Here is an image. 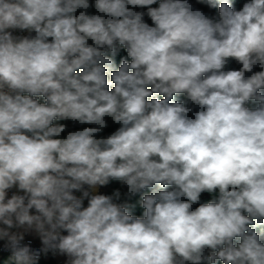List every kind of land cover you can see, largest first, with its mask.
<instances>
[{
    "label": "clouds",
    "instance_id": "obj_1",
    "mask_svg": "<svg viewBox=\"0 0 264 264\" xmlns=\"http://www.w3.org/2000/svg\"><path fill=\"white\" fill-rule=\"evenodd\" d=\"M154 4L0 0V240L15 264L49 251L66 264H264V0H220L217 17ZM117 45L130 58L118 69ZM106 117L120 127L97 138ZM54 120L95 126L61 138ZM112 180L127 191L92 194ZM145 189L143 216L130 214ZM32 231L39 250L22 243Z\"/></svg>",
    "mask_w": 264,
    "mask_h": 264
},
{
    "label": "trees",
    "instance_id": "obj_2",
    "mask_svg": "<svg viewBox=\"0 0 264 264\" xmlns=\"http://www.w3.org/2000/svg\"><path fill=\"white\" fill-rule=\"evenodd\" d=\"M190 3L193 4L194 7L199 8L200 10L204 11L206 15H209L210 17H217L219 14V2L220 0H215L216 7L212 8L209 7V0H189ZM246 0H229V3H231L234 7L239 9L242 7L243 3H245ZM89 3L94 5V0H89ZM159 0H157V4L152 5L151 7H158ZM135 10L137 11H143L145 13L144 20L147 22L149 25H151V19L147 16V8H136ZM79 12V10H78ZM87 12L89 15H95L98 14L96 12V9L94 7H90L87 9ZM78 14V13H77ZM91 43V41H89ZM112 60H113V67L118 69L120 66V63L122 60H129L130 58L127 56L126 50H124L121 46L117 45V50L116 53L113 54L111 51H108L106 53ZM241 67L240 64H238L234 59H229L228 64L226 65V69H239ZM253 71H260V69L254 68ZM246 75H251V73H246ZM111 79L109 75V80ZM159 99H162V97H157ZM174 100L177 102H185V97L183 95H177L174 97ZM39 102L40 103H45V100L43 97H39ZM255 105L250 104L249 107H254ZM191 115V114H190ZM106 122H107V127L104 128L97 136V138L100 137H107L114 133L120 125L114 123L110 117H106ZM54 125L57 124H64L66 125L65 132L61 133V138H64L67 136L69 132L73 131H80L83 130L85 127H94L95 125H88V124H80L78 121H72V120H54L53 121ZM109 190L111 193H113L115 190L119 189L121 193L123 194L124 192L127 191L126 187L122 185L120 181L117 180H112L108 184ZM155 190H161L160 186L157 185L155 187ZM170 190V189H169ZM153 191V189H145L142 193L137 194L136 196L132 197L127 201L129 204V212L132 215L142 217L144 214V209L141 207V199L144 194H150ZM218 190L214 193H202L201 194V203H208L212 202L218 199ZM198 205H195L196 207ZM258 231H264V227L259 228ZM0 260L4 261V264H15L13 260L10 259L9 254H3L0 256ZM37 264H53L52 260H46V259H40L37 260ZM204 264H209V262L206 260ZM217 264H222V261H217Z\"/></svg>",
    "mask_w": 264,
    "mask_h": 264
},
{
    "label": "built area",
    "instance_id": "obj_3",
    "mask_svg": "<svg viewBox=\"0 0 264 264\" xmlns=\"http://www.w3.org/2000/svg\"><path fill=\"white\" fill-rule=\"evenodd\" d=\"M10 31H12V34L14 36H17V37H25V36L34 35V33H29L27 30L15 29V30H10ZM85 188H87V186H85ZM13 194L23 195L24 193L22 191H19L17 188L14 187V188L8 190V197L10 198L11 195H13ZM74 194L77 197H80L82 195V193L79 191L74 192ZM92 194L112 195L113 193H111L108 185H106V186L98 187L94 192H92ZM117 202L122 203V202H124V200L122 198L121 201H117ZM84 206L85 207L87 206V199L84 200ZM33 212H34V210H33ZM22 243L28 244L33 249H36V250H39L43 247L40 238H37L36 236L32 235L30 232L25 233V239ZM3 254L11 255L10 251L8 250V248L6 246V241L0 240V256ZM40 259L52 260L53 264H66V261H67V257L59 255V254L51 252V251H49L47 253L41 252V254L37 260H40Z\"/></svg>",
    "mask_w": 264,
    "mask_h": 264
},
{
    "label": "crops",
    "instance_id": "obj_4",
    "mask_svg": "<svg viewBox=\"0 0 264 264\" xmlns=\"http://www.w3.org/2000/svg\"><path fill=\"white\" fill-rule=\"evenodd\" d=\"M13 231H22V229H13ZM32 235H34V236H36L37 238H39V235L36 233V232H34V231H32V232H30Z\"/></svg>",
    "mask_w": 264,
    "mask_h": 264
}]
</instances>
